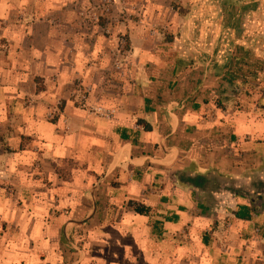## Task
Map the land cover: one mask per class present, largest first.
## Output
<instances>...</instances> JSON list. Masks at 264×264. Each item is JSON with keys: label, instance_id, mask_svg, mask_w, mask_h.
<instances>
[{"label": "crops", "instance_id": "1", "mask_svg": "<svg viewBox=\"0 0 264 264\" xmlns=\"http://www.w3.org/2000/svg\"><path fill=\"white\" fill-rule=\"evenodd\" d=\"M91 1L0 0V264H264L258 54L197 40L242 17L127 23L120 74Z\"/></svg>", "mask_w": 264, "mask_h": 264}, {"label": "rangeland", "instance_id": "2", "mask_svg": "<svg viewBox=\"0 0 264 264\" xmlns=\"http://www.w3.org/2000/svg\"><path fill=\"white\" fill-rule=\"evenodd\" d=\"M226 1L228 5L221 4L222 0H94L81 10H75L76 27L81 29L93 24L104 39L114 44L112 51L115 54L109 58L111 70L121 74L119 69H122V64L130 63L132 59L126 51L129 42L125 33L121 32L127 23L135 24L143 17H166L165 23L153 21L148 26L156 40L161 37V41L169 42L173 38L171 17H242L243 23H231L227 26L228 30L222 26L220 33L212 32V21L197 26V40L215 48L227 45V41L230 47L244 42L253 48L259 61L253 70L254 82L248 87L244 86L249 99L244 100L243 105L264 115V0ZM240 27H244V30ZM215 30L218 31L219 27L216 26ZM238 30L244 31L243 37L238 38ZM240 105V98H236L234 108Z\"/></svg>", "mask_w": 264, "mask_h": 264}, {"label": "trees", "instance_id": "3", "mask_svg": "<svg viewBox=\"0 0 264 264\" xmlns=\"http://www.w3.org/2000/svg\"><path fill=\"white\" fill-rule=\"evenodd\" d=\"M212 182L209 180H206L205 178H198L195 182L192 184L197 186V188L205 189L207 186H211L212 189H218L219 188V182H217L214 179H211ZM137 213H141L140 209L135 210Z\"/></svg>", "mask_w": 264, "mask_h": 264}, {"label": "built area", "instance_id": "4", "mask_svg": "<svg viewBox=\"0 0 264 264\" xmlns=\"http://www.w3.org/2000/svg\"><path fill=\"white\" fill-rule=\"evenodd\" d=\"M263 263H264V261H263Z\"/></svg>", "mask_w": 264, "mask_h": 264}]
</instances>
